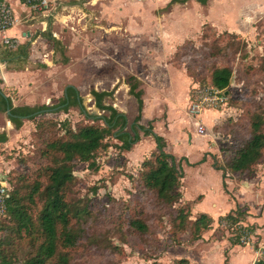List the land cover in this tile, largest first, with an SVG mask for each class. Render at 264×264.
<instances>
[{"label":"rangeland","instance_id":"374dc122","mask_svg":"<svg viewBox=\"0 0 264 264\" xmlns=\"http://www.w3.org/2000/svg\"><path fill=\"white\" fill-rule=\"evenodd\" d=\"M17 1L9 0L14 9L18 7ZM72 2L74 0L56 2L59 16L53 21L57 25L76 23V10L69 8ZM257 5L264 6V0H212L210 7L217 10V16L222 15L219 13L221 10L228 16L233 13L236 17L238 13L244 19L246 14H253V8ZM199 6L193 1L186 8H173L164 14V22L160 27L165 28L169 34L175 33L178 28L189 27V24L198 22L208 12V9ZM20 8L18 13L22 10ZM19 16L22 17V13ZM33 16L39 20L44 18L37 14ZM225 20L228 22L230 18ZM246 26L245 21L240 25L243 29ZM253 26L255 36L247 41L226 33L216 37L214 31L204 29L203 33L207 35L205 39L201 38V31L195 39H188L177 48L175 58L172 55L156 62L143 58L145 47L142 53L141 50L138 53V45H127L124 43L126 41H122L124 37L114 34V29L111 34L106 33L103 37L99 35L105 39V45H85L81 38L76 41L79 43L74 44L67 37L66 54L69 58L66 59V54L62 55L63 59L59 55L51 56L53 81H48L45 64L41 61L43 58L33 57L28 60L26 67L31 69L29 72L32 75L38 73L34 76L37 82L29 80L28 85L36 86L48 105L57 104L65 86L72 84L78 87L85 111L98 115L101 113L93 105L89 92L113 91V97L108 102L126 115L128 124L137 115V105L133 98L127 99L124 76L138 75L145 81L141 82V88L146 92L143 98L148 108L140 124L147 126L150 123L155 133L165 138L166 151L177 160L186 157L190 164H194L186 166L185 162L181 163L185 174L181 184L183 202L191 208L192 216H196L198 208L195 204L203 202V193L206 191L207 200L200 208L209 210L208 214L214 218L212 230L205 233L201 240L189 242L186 234L176 240L171 235L170 210L159 207L151 194L139 195L140 203L136 202L139 199L134 198V195L133 208L144 207L142 210L148 231L144 234L129 232L127 220L130 213L125 209L127 206L112 200H125L133 191L127 176L133 178L136 189L134 178L137 177L141 161L152 151L148 146L154 145V142L149 137L142 138L132 148L133 151L124 153L114 147L101 149L95 158V168H89L86 163H78L72 170L75 181L66 197L74 209L85 206L90 215L75 226L84 232L77 247L70 252V264H174V260L183 258L189 264H224L225 257L228 264H251L264 251V227L260 228L261 234L250 238L249 245L231 248L227 242L230 234L217 224L218 216L233 208L228 207L234 203L247 207L252 216H262L264 213V153L263 160L253 168L251 175L224 172L228 197L221 187V172L212 169L214 162L217 167L224 169L227 157L222 156V148L232 140L239 142L247 138L253 113H264V16L255 20ZM119 36L122 39L114 41L113 37ZM32 49L30 52L33 55L48 52V46L38 45ZM86 52L92 58L82 59ZM184 54L190 57L185 56L184 60L181 58ZM149 66H152L151 69ZM219 67H228L232 72L227 95L209 87L211 73ZM164 70L166 72L162 73ZM173 71L186 79L185 88L182 86L173 90L179 81V76L173 75ZM156 85L161 88L154 87ZM154 88H157L156 91ZM194 88L195 94L191 91ZM190 92L192 102L186 100ZM12 103L14 106L24 104L17 95L13 96ZM195 104H198L200 111H192L191 106ZM151 116H154L152 121ZM44 119L66 122L72 131L88 123L79 109L74 107L67 113L59 112L35 121H24L19 130L8 124L7 135L10 139L6 147L0 146V173L6 176L11 188L15 185L27 188L35 181L43 185L47 182L42 176V169L49 164V160L42 156L43 141L67 134L66 127L51 125L35 133V125ZM2 120H6V116L0 113V127L4 128ZM200 128H203V133H200ZM105 142L111 146L116 143L112 138ZM144 150L146 153L138 159ZM203 158L205 162L197 164ZM40 198L35 196L36 204L32 206V211L40 209ZM212 202L217 206L211 205ZM247 221L250 224L249 218ZM114 247L118 250L115 251ZM22 249L26 250L25 247Z\"/></svg>","mask_w":264,"mask_h":264},{"label":"trees","instance_id":"16d2710c","mask_svg":"<svg viewBox=\"0 0 264 264\" xmlns=\"http://www.w3.org/2000/svg\"><path fill=\"white\" fill-rule=\"evenodd\" d=\"M22 1V0H20ZM188 0H180L185 3ZM205 5L207 0H197ZM204 29L214 31L216 37L226 33L234 37H241L237 34L221 32L217 33L208 26H204L201 38L207 35ZM54 50L61 49V44L52 39L49 33L42 34ZM29 44L18 45L16 49L0 47V59L4 62L15 61L23 64L29 56ZM174 53V58L177 55ZM181 56L182 59H186ZM190 56H187L189 58ZM180 59V58H179ZM189 72L188 68L186 70ZM232 72L228 67L215 68L209 79L211 89L223 92L230 86ZM0 81V85H1ZM128 87V95L133 97L137 105V115L131 124H128L126 115L117 110L108 101L113 97V91L91 90L93 105L101 114H88L82 104L79 90L72 85L64 88L63 95L58 99L57 104L35 105V106H14L12 100L0 88V113L6 115L8 121L15 130L21 129L24 121H35L37 118H45L49 114L59 112L67 113L69 109L77 107L80 113L87 120L75 131L70 130L66 122H55L44 119L38 122L35 133L41 131L44 126L66 127L64 137H51L43 141L42 156L49 160L42 169V176L46 184L35 181L26 186H11L8 190V197L5 202V213L0 219V264H70V252L80 242L81 228L75 227L86 220L90 215L89 210L84 206L76 208L67 199L66 194L70 192V186L75 181L72 174L73 167L78 163H86L89 168L96 166L95 158L101 149L114 147L118 152H130L142 138H151L155 147L150 154L144 158L139 165V172L131 181L133 191L128 198L112 200L123 203L125 209L130 213L127 220V229L133 234H144L148 231L142 208H133L136 201L141 202V196L151 194L159 207L169 209L171 212V235L176 240L182 235H188L189 242H196L202 236L212 230L214 220L206 213H199L195 217L191 214V208L182 200L181 184L185 176L181 167L182 161L186 166H193L186 157L176 159L166 151L165 139L156 134L152 125L140 124L143 104V89L141 81L134 75L128 74L124 78ZM198 84V83H197ZM200 88L199 84L197 85ZM195 89H192L195 94ZM192 102L191 92L189 97ZM9 114H6V112ZM249 135L244 140L232 142L222 148V156L226 158L225 171L215 162L212 169L221 172L222 188L228 194L224 182L225 173H232L241 176L251 175L253 168L263 160L264 153V113L256 111L249 122ZM112 138L116 143L112 146L105 142ZM7 135L0 132V144L7 142ZM203 158L197 164L204 163ZM225 172V173H224ZM137 194V195H136ZM40 196L41 206L36 212L31 210L35 205V196ZM130 197V198H129ZM183 202V203H182ZM141 208V209H140ZM250 216L248 208L235 205L222 216H219L217 224L230 235L228 242L230 246L249 245L250 238L255 236L256 226L249 224L247 218ZM177 242V241H176ZM25 247L24 251L22 248ZM114 250L118 249L114 247ZM174 264H189L187 259L174 260ZM224 264H227L225 259ZM253 264H264V251Z\"/></svg>","mask_w":264,"mask_h":264},{"label":"crops","instance_id":"0c3cea01","mask_svg":"<svg viewBox=\"0 0 264 264\" xmlns=\"http://www.w3.org/2000/svg\"><path fill=\"white\" fill-rule=\"evenodd\" d=\"M7 1L10 4L9 0ZM193 1L200 4L197 0H188L185 3H180V0H74V2H72L71 4L72 6H69L71 10L72 9H74L73 11L76 10L75 11L76 23H73L72 25L69 24L68 26L57 25L56 22L53 21V19H57V17L59 16V12L57 10L56 13L55 12L53 13V15L44 17L40 20L38 17H36L34 19H30L31 20V21L29 20L30 22L28 21L27 23L24 24H17L7 32V35L17 40V46L22 44H29L30 45L29 56L27 61L20 65L17 64L15 61L4 62L1 61L0 59V63H1L0 81L2 82L0 88L7 96L11 98V100H13L14 95H17L24 102V104L20 106L25 105L32 107L35 105H48L47 102L43 100L44 95H42L40 90L36 86L28 85L29 80H33L34 82H37V78L34 76H36L35 74L38 75V73L34 72L35 74L32 75L31 72H29L31 69L29 68L27 69L26 66L29 63L28 60H31L33 57L35 59L39 57L43 58V60L41 61L43 64H45L44 70L48 73L47 74L49 76L48 81H53L54 80V76L52 75L53 70H51L50 68V65H52L51 56L55 54L57 56L59 55L63 59L62 55H65L68 49V46L66 45L65 42V39L67 37H69L71 43L74 44L79 43L76 41H79L78 39L81 38L82 41H84L83 44L85 45H90V44L105 45L106 43L105 39H101V38L105 36L106 33L111 34V31H113L114 29L115 35L117 34L124 37L125 40H122V41H126L124 43H127V45H131V44L138 45V47H136L137 50H139L138 53L140 52V50L142 53V49L145 47L146 51L143 53L144 57L143 56L142 57L151 62H156V61L166 60L172 57V55L174 56V53L176 52L177 48L180 47L186 40L195 39L200 34L204 26H208L212 28L217 33L227 32V33L237 34L242 39H245L247 41L252 36H255L254 34L255 28L253 26L254 21L259 19L261 16H264L263 5H257L256 8H253L254 11L253 14L251 13L246 14L247 16L244 19L243 17H240L238 13L236 17L233 16V13H231V15L228 16L226 15V12H222L221 10L219 11V13H222V15L219 14L217 16L216 15L217 10L210 7L212 0H207L205 5L200 4L199 7L200 8L202 6L205 7L206 9H208L207 10L208 12L204 13L203 17H201L198 22L189 24V27L187 26L184 29L178 28L177 31L173 34H169L167 31H165V28L160 27V25H162V23L164 22L163 18L165 13L170 12V10H172L175 7L186 8ZM17 4L18 7L16 9H14L11 4L10 6L15 12L16 16H19V13L20 14L22 13L23 8L22 10H20L21 12L19 11L18 13V9H21L20 6L22 7L21 1L18 0ZM224 18L225 19L230 18V21L227 22ZM243 20L247 24L245 29L240 27V25L244 23ZM33 29H37V30L33 31ZM44 33H49L52 39L58 41L61 44V49L54 50L51 44L49 43V41L44 36H42V34ZM99 35L102 37L100 38ZM120 36L119 38L113 37L114 41L120 39L121 38ZM95 40L97 42H95ZM107 43L111 44L109 42ZM38 45L44 47L48 46V52L44 54H40V53H35V55L31 54L30 51H33L32 48L37 47ZM149 45H151L152 47L148 48ZM83 55L84 56L82 59L84 60H88L90 59V57L92 58L89 52H86ZM65 57L67 59L68 57L67 54L65 55ZM163 72L165 73L166 71L164 70L162 71V73ZM167 72L170 75H172L170 70L169 71L167 70ZM173 73H174L173 75L177 77L179 76V81L177 85H175V87L173 86V90L174 89L178 90V87L180 88L182 86H184L185 88V86L187 85L186 79H182L183 77L181 76V74L176 73L175 71H173ZM126 76L127 75H125L124 78ZM134 76H136L141 82H145L141 80L138 75H134ZM67 85H72V84H67ZM145 85L146 84H144L143 87H145ZM124 86L126 87L127 90V99H128L131 96L128 95V87L127 85H125V83ZM75 87L78 89L77 86ZM154 87H160V85L159 86L156 85ZM142 89L144 95L145 90L144 88ZM186 100L189 101V95L188 97H186ZM143 104L144 107L142 110L141 120L142 117L145 115L146 109H148L146 107L144 98H143ZM206 113L207 112L205 111V114ZM153 117L154 116H151L150 121H152ZM7 120H8L7 118L4 121L2 120L1 123L2 126H4V128L0 127V132H4L6 133V135L8 133L7 129H9L8 124L9 125L11 124ZM7 139H8L7 142L0 144V146L6 147L9 142L10 136L7 135ZM148 147H150L151 150H153L155 144L154 145L150 144ZM146 150H144L143 153H141L138 159H141L142 155L146 153ZM0 175L2 174L0 173ZM221 187H222V183H221ZM203 194H205L203 202L195 204V207L198 208L197 214L199 213L208 214L209 211L208 209H207L208 211L202 210L205 209L204 207L200 208V205L204 204V202H206L207 200L206 199L207 192L205 191V193ZM224 194L226 195V197H228L226 193ZM182 195L184 197L183 192ZM262 199L264 202V198ZM211 205H213L214 207L217 206L216 203L214 202H212ZM235 205H236L235 203L233 205L231 204L228 208L233 206V208L231 207V209H234ZM227 212L225 211L224 214ZM251 213L252 212H250V216L248 218L250 220V224L256 226L255 234L257 236L261 234L260 228L264 227V213H262V216L261 215L259 216V214L258 216H252L253 214ZM212 219L214 220L213 217ZM230 247L234 248L236 246L234 247L230 246ZM225 259L227 260L226 257ZM255 260L256 259H254V261ZM254 261L251 264H253Z\"/></svg>","mask_w":264,"mask_h":264},{"label":"built area","instance_id":"2783aa9c","mask_svg":"<svg viewBox=\"0 0 264 264\" xmlns=\"http://www.w3.org/2000/svg\"><path fill=\"white\" fill-rule=\"evenodd\" d=\"M60 0H22V17L16 16L7 0H0V47L15 49L17 40L7 35V32L17 24L27 23L34 19L33 14L48 17L56 13V2ZM1 66V63H0ZM192 111H200L198 104L192 105ZM203 133V128L199 129ZM9 186L5 175H0V219L5 213V202L8 197Z\"/></svg>","mask_w":264,"mask_h":264},{"label":"water","instance_id":"95a60500","mask_svg":"<svg viewBox=\"0 0 264 264\" xmlns=\"http://www.w3.org/2000/svg\"><path fill=\"white\" fill-rule=\"evenodd\" d=\"M224 94H225V95H227V94H228V92L226 91ZM6 114H9V112L7 111V112H6Z\"/></svg>","mask_w":264,"mask_h":264}]
</instances>
